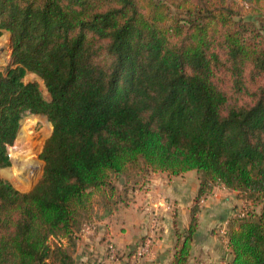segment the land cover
I'll use <instances>...</instances> for the list:
<instances>
[{"label":"trees","instance_id":"16d2710c","mask_svg":"<svg viewBox=\"0 0 264 264\" xmlns=\"http://www.w3.org/2000/svg\"><path fill=\"white\" fill-rule=\"evenodd\" d=\"M3 30L0 168L26 112L53 131L30 191L0 178V264H75L50 240L74 246L94 196L120 198L114 177L128 192L145 174L192 170L196 205L170 264H188L216 185L261 205L230 219L229 264H264V0H0Z\"/></svg>","mask_w":264,"mask_h":264},{"label":"rangeland","instance_id":"374dc122","mask_svg":"<svg viewBox=\"0 0 264 264\" xmlns=\"http://www.w3.org/2000/svg\"><path fill=\"white\" fill-rule=\"evenodd\" d=\"M240 2L242 3V1ZM11 42L10 32L3 30L2 35H0V71H5L13 64ZM23 81L26 83L36 82L44 97L50 99V93L45 82L37 73L28 71L23 77ZM52 130L53 126L47 119V116L26 112L20 121V128L14 143L8 146V155L11 163L7 167L0 168V178L11 183L19 192H27L32 189L43 174L45 162L40 155L46 140L52 134ZM20 134H24L25 136L24 143L27 149L25 157H18L14 149ZM154 176L153 174L143 175L139 178L138 183L135 184V190L130 189L128 192H126L125 188V176L114 177L113 181L115 185L120 188V198H116V201L115 199L108 201L107 196L103 192L97 193L93 198L90 219L84 221L81 230L76 234V244L74 246L70 245L67 238H52L50 244L52 246L55 244L66 246L73 256L75 264H111L114 261H117L118 264H137L135 254L138 247L147 239H151L150 253L141 259L142 262L152 254L154 246L161 238L166 217L164 211L160 210V206L153 205V209H149L146 206L145 191H147V188H152L151 179ZM187 178L190 184L196 182L197 172L191 171L187 175ZM133 180L135 182V179ZM130 188L132 187L130 186ZM206 195L204 198L207 199ZM237 196L235 198L240 203H238L239 205L236 203L237 205L234 207L235 211L231 213L226 223L224 225H220L219 223L213 225L216 234L224 240L225 245H228L227 231L230 219L241 217L242 213H258L261 209V205L247 203L239 197L238 193ZM196 198L197 195L193 199L191 210L196 205ZM203 199L199 206L203 203ZM177 210L178 208H175L171 211L173 214L171 220H179ZM142 218L146 220L144 221L145 230L143 235L124 248L119 246V241L107 238V235L113 234L116 230L119 232L121 227L127 231L125 224L133 221L137 222ZM103 228L105 230L100 232ZM103 232H105V237H103ZM181 243L182 241L179 245ZM111 246H114L116 249L114 258L111 257ZM222 261L221 264H228L230 258L223 259ZM49 262L52 263V260H49Z\"/></svg>","mask_w":264,"mask_h":264},{"label":"crops","instance_id":"0c3cea01","mask_svg":"<svg viewBox=\"0 0 264 264\" xmlns=\"http://www.w3.org/2000/svg\"><path fill=\"white\" fill-rule=\"evenodd\" d=\"M190 172L176 176L167 173L153 174L155 176L151 179L152 188H147L145 191L146 206L149 209H153V205L160 206V210L164 211L166 217L161 238L154 246L152 254L144 259L141 264L171 263L180 242L183 240L184 235L181 234H185L190 226L191 204L199 191L198 174L197 181L190 184L187 178ZM206 197L207 199H203L198 213L199 226L193 236L188 264H221L223 259H232L229 245H225L224 240L216 234L213 225L216 223L224 225L231 213L235 211L234 207L240 203L235 198L238 197L237 192L230 191L223 185H216L207 193ZM175 208H178L179 220H171L173 215L171 211ZM144 221L146 220L142 218L137 222H128L129 224H125L127 231L121 227V232L116 230L113 234L107 235V238L119 241V246L124 248L143 235ZM103 230L105 228L101 229L100 232ZM105 232H103V237H105ZM112 263L118 264L117 261Z\"/></svg>","mask_w":264,"mask_h":264},{"label":"built area","instance_id":"2783aa9c","mask_svg":"<svg viewBox=\"0 0 264 264\" xmlns=\"http://www.w3.org/2000/svg\"><path fill=\"white\" fill-rule=\"evenodd\" d=\"M244 213H242L240 216H243ZM150 249H151V239H147L137 250L135 257H136V263L139 264L141 262V259L143 257H145L147 254L150 253ZM110 251H111V257H115V247L111 246L110 247Z\"/></svg>","mask_w":264,"mask_h":264},{"label":"bare ground","instance_id":"6f19581e","mask_svg":"<svg viewBox=\"0 0 264 264\" xmlns=\"http://www.w3.org/2000/svg\"><path fill=\"white\" fill-rule=\"evenodd\" d=\"M24 132V131H23ZM25 136L24 134H20V136L18 137L16 146H15V152L17 153L18 157H25V155L27 154V149L25 147Z\"/></svg>","mask_w":264,"mask_h":264},{"label":"water","instance_id":"95a60500","mask_svg":"<svg viewBox=\"0 0 264 264\" xmlns=\"http://www.w3.org/2000/svg\"><path fill=\"white\" fill-rule=\"evenodd\" d=\"M11 46H12V48H13V42H11ZM47 119H48V117H47ZM48 120H49V119H48ZM52 131H53V130H52ZM30 190H31V189H30ZM30 190H29V191H30Z\"/></svg>","mask_w":264,"mask_h":264}]
</instances>
